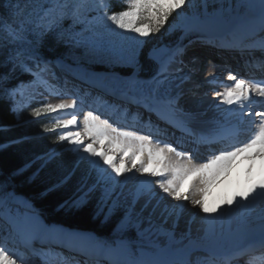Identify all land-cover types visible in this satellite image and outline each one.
Returning a JSON list of instances; mask_svg holds the SVG:
<instances>
[{
	"label": "snow or ice",
	"instance_id": "snow-or-ice-1",
	"mask_svg": "<svg viewBox=\"0 0 264 264\" xmlns=\"http://www.w3.org/2000/svg\"><path fill=\"white\" fill-rule=\"evenodd\" d=\"M44 2L48 3L49 7L42 16L33 19L31 13L24 14L20 0L15 3L5 0L3 6L10 9L11 20L0 15V49L8 48V54L0 61V67H8L9 64L12 67L8 72L0 73V89H3L0 92V100L11 102V110L19 119L20 109L16 103L18 95L22 96L26 89L39 86H43L50 93L53 92V86L46 78L50 72V62L43 61L37 55V49L32 47L33 40H30L29 36L40 39L53 32L58 40H63L71 48L82 49L81 55L84 57L99 58L110 67L119 65L130 69V75L116 77L117 82L124 87L114 94L141 105L149 113H154L165 125L190 137L191 143L195 145L192 150L185 149L180 141L174 144L164 139L168 135L167 127L161 128L159 124L153 123L151 118L142 126H138L136 123L126 124L119 119H111V115L106 116L98 110L84 112V98L74 93L55 91L58 102L39 104L32 109L31 116L39 119L55 115L56 118L43 127V133H55L53 143H66L70 146L66 151H70L78 162H87L88 168L80 185L76 188L73 198L65 201V204L70 208H79L95 198L97 214L103 215L102 222H114L113 239L100 241L88 237L94 241L97 254H109L111 264H191L187 259L170 262L144 259L143 254L137 252L136 240L145 235H163L167 238L166 248L171 249L173 245L183 244L186 237L177 239L174 232L166 230L153 218L156 208L166 198L175 203L166 206L162 216L166 213L178 219L186 207L184 202L187 201L205 214V220L213 221L238 214L241 221L246 222L257 202H264V79L247 80L230 72L227 76L230 84L222 90L213 88L214 99L211 103L218 113V118L213 122L214 127L207 132L195 131L190 127L192 114L186 112L181 105L182 93L172 87L174 80L179 79L182 83L190 78L189 75L175 77L172 71L173 64L183 63L179 59L183 55V48H152L147 55L157 63L158 69L151 79L138 78L141 50L147 38L160 33L165 25L169 24V18L173 17V14L177 18L184 17L187 9L193 5V0H122L123 7L120 11H110V0ZM259 4V25L260 30L264 32V0H259ZM92 12L96 15L88 19ZM66 20L70 21L67 27L64 26ZM77 25L84 27L78 32ZM176 26L173 21L169 24V29ZM84 32L92 35L85 37ZM99 35L114 39L101 42L96 39ZM10 45L14 47L9 48ZM19 45L30 47H16ZM161 52L167 53V56L162 58L159 55ZM17 68L31 75L33 79L9 87L8 81ZM175 71L182 73L183 69L177 68ZM129 93L133 95L129 96ZM112 111L117 109L113 108ZM256 117L259 119H254ZM245 123L252 125L251 135L245 140H240L239 136ZM78 128H82V131L76 130ZM214 145L221 147L213 149ZM201 146L209 148L212 154L206 162L193 163V152ZM57 154L56 150L52 149L44 156L38 157L37 159L42 161L40 168L53 161ZM242 154H248L246 159L249 161L243 185L225 192L217 203L209 207L204 198L205 194ZM150 165L158 167L150 169ZM136 173H139V176ZM190 177L192 179L188 189L182 191L184 182ZM133 178L137 181L136 186L126 191V185ZM71 179V173L64 175L49 191L67 184ZM193 191L198 193V196L191 195ZM6 197L15 198L13 193L0 195V206L5 203ZM142 200L143 204L138 210L137 205ZM150 205L152 212L145 216L144 211ZM260 221L261 231L264 233V205L261 207ZM9 222L13 233L19 236L22 246L33 255H39L42 260L51 261L53 264H69L68 257L53 248V243L67 248L70 252L92 255L87 249L75 248L71 244V241L83 238L81 234L65 230L58 225L45 224L34 210L23 219L9 217ZM130 233L135 235L131 236ZM37 241L48 247L37 249ZM193 244L194 242L189 240L185 247L190 248ZM259 247L264 249V241ZM249 250L240 249L235 253L225 254L219 264H231L233 259ZM256 261L264 264V255L253 256L250 264H255ZM0 264L35 262L26 254L17 256L11 253L4 244L0 245ZM206 264L216 262L209 260Z\"/></svg>",
	"mask_w": 264,
	"mask_h": 264
},
{
	"label": "trees",
	"instance_id": "trees-1",
	"mask_svg": "<svg viewBox=\"0 0 264 264\" xmlns=\"http://www.w3.org/2000/svg\"><path fill=\"white\" fill-rule=\"evenodd\" d=\"M12 2L15 3L16 0H12ZM4 3L5 0H0V15L11 20L10 9L5 8ZM20 3L24 8V14L31 13L33 19L42 16L44 10L49 7V4L44 0H20ZM234 4L236 11L243 14L249 12L241 1L234 0ZM113 8L114 11L121 10L117 4H113ZM179 19L173 14V17L169 18V22ZM64 26H68L67 20L64 22ZM181 35L182 32L171 34L165 37V41L168 45L173 46L180 40ZM29 39L33 40L32 47L37 49V55L42 60L61 57L66 44L63 40H58L53 32L47 33L40 39L33 36H29ZM10 47L14 46L10 45ZM16 47L30 46L19 45ZM150 49L149 47L141 52L142 77H151L157 67V64L148 58L147 53ZM7 54L8 48L0 49V61H3ZM29 63L31 66V62ZM11 67V64L8 67H0V73L8 72ZM32 78L31 75L17 68L12 73L8 86H14L21 81L28 82ZM2 91L3 89H0V92ZM39 104L41 103L34 101L29 109H33ZM31 118L24 121L17 120L11 110V102L0 100V189H2L0 195L5 191L24 195L39 209L37 210L48 223L89 231L101 241L113 239L114 222H102L103 215L97 214L98 209H95L94 200H90L79 208H70L65 204V201L73 198L76 188L80 185L88 168L86 163L75 160L71 152L66 151V145L59 144L61 148L59 154L49 164L40 168L42 161L36 158L50 151L52 145H55V143L53 144L55 138L51 135H44L40 130L37 132L38 127L43 123L42 117L41 120ZM37 169H39L38 173ZM34 173L37 174L33 176ZM69 173L72 174V179L67 184L49 191L52 185L58 183L64 175ZM129 235L134 236L135 234L130 233ZM142 245L141 238L136 240V249Z\"/></svg>",
	"mask_w": 264,
	"mask_h": 264
},
{
	"label": "rangeland",
	"instance_id": "rangeland-1",
	"mask_svg": "<svg viewBox=\"0 0 264 264\" xmlns=\"http://www.w3.org/2000/svg\"><path fill=\"white\" fill-rule=\"evenodd\" d=\"M238 1H241L247 7V9L249 11L247 14H243L242 12L236 11L234 0H193V5L188 8V11L185 13V16L180 18L178 21H175V23L177 24L176 27L169 29V24L173 23V21H170L169 24L165 25V28L162 29L160 33H157L154 36L147 38V40L144 43L142 50L143 49H149V47L155 48L161 44H166V46L170 48V46L165 41V37L170 36L171 34H175V33L177 34L178 32H182V34H183L192 26V24H194L195 21L204 19L205 17L221 19L223 22H225L229 26L230 25L236 26V25H239V23L250 24V23L257 22V24H259V17H260V11L261 10H259V8H255L257 6V2L259 0H238ZM254 2H256L255 7L252 6L253 5L252 3H254ZM113 4L119 5L121 9L123 7L122 0H110V11H114ZM95 15H96L95 12L90 13L88 16V19H92V17ZM67 23L69 24L70 21H67ZM181 25L186 26V27H181ZM83 27L84 26H82V25H77L76 31H78V32L81 31ZM237 29H241L242 31L246 32L241 27H239ZM233 33H235V32H232L231 34H226V35L220 37L221 40L219 38L216 39V37H212V38L209 37L206 40L205 39L204 40H198V41L194 42L193 44L196 43V44L201 45L202 47H199V49L202 51L204 50V48H207L208 50L205 49L204 51H207L208 55L212 54L211 57H212V59H215V60L218 57H221V55L224 56V53L227 50L231 49L229 47H228V49H226L225 48L226 46H224V48L220 47L219 46V44L221 45L220 41H222V43L225 42V43L232 44L234 47L237 46V44L244 42L241 45L242 47H241L239 53L251 50L252 51L251 54L254 55V54H257L260 50H264V32H262L260 29L257 30L256 32H252L251 34H254L255 36L254 37L251 36L250 39H248V36L250 34H247L246 35L247 37H245L242 40H238V38L236 37V34H233ZM83 35L85 37H89L92 34L89 32H84ZM96 39H98L101 42H107L109 39H114V38H110V37L105 36V35H99L96 37ZM238 41H240V42L238 43ZM254 41H256L258 44L255 45ZM246 45H251V47H245ZM175 48L176 47H172L171 49H175ZM186 48L187 47H184L183 50H185ZM220 48H223V49L221 50ZM142 50H141V52H142ZM210 50H213V53ZM81 53H82V49L71 48L68 44H65V48H64V51H63V54L61 55V57H58L54 62L49 63L50 72L46 76L48 81L49 82L53 81L57 85L58 81L61 80V79H59L60 73L56 74L57 69H55V63L59 62L62 64V67H64L67 71V73H63V76H68V74L71 73V74L79 76V77H82V76H87V77H91V78L95 77V78H100L101 80H99V81H104L107 84L108 83L117 84L118 85L117 89H121L124 87L123 84H120L117 82L116 77L121 78L120 76H122V78H123V77L130 75L131 74L130 69L122 68L119 65L114 66V67H110L107 63H102L99 58H87V57H84L83 55H81ZM192 54L193 53L188 50L184 55H182L179 58L180 60L183 61V63L178 64V66L183 69L184 75L191 73L190 75L193 76V78L197 80L196 86H194L188 90L179 91L182 93L181 105L186 112H189L188 104H184V102L186 100L199 99V97L201 98L204 95H206L207 92L213 91V89H210V85L212 83H209V81H212V79L208 76V70L212 65L215 66V62L208 60V62L205 63V58H203L200 55L199 58H197V60H196L197 62H195L198 64L197 67H196V64H194V66L191 67V70H190V68L188 66H190L191 62L189 60H193L197 56V55H192ZM229 55H231V54H229ZM200 62H201V65L199 64ZM227 64L230 65L229 61L227 62ZM157 69H158V67H157ZM157 69H156V71H157ZM172 71L174 72V76H175L176 72L173 70V68H172ZM113 73L116 74L115 77H111L109 75V74H113ZM202 73H203V75H202ZM151 77H142L141 66H140L138 78L142 79V80H148V79H151ZM65 80H67V79L62 78V83ZM72 82H73V84L75 83L79 89H80V87L83 86V85H80V86L78 85V82H79L78 79H76V81L74 80ZM70 84H72V83H70L68 80V82L65 83L64 85L66 87H69ZM52 85L54 86V84H52ZM85 85H87V84H85ZM173 85H174L173 89L178 91V87H175L176 82ZM112 88H114V87H112ZM44 89L45 88L43 86H39L36 88H29V89H26L24 91V94L22 96L18 95L16 97V103L19 105V109H20L19 110V119H17V117L15 116L17 120L24 121V120H29L32 117L31 116L32 109H29V107H30L29 104L36 99L42 100L44 98L43 96H44L45 92H43V93H40V92ZM56 89H59V88H56ZM83 89H84V87H83ZM53 91H55L54 87H53ZM92 91H94V90H92ZM93 94H96V92L94 91ZM132 94L133 93H131V95ZM46 96L50 97V96H52V94H50V95L46 94ZM87 100H90V99H87ZM46 102H58V97L56 96L54 99H48ZM86 111H84V112H86ZM33 118L36 119L35 117H33ZM42 118H39L40 120L41 119L43 120V123H41V125L38 127L37 132H39V130L41 132L43 127L48 125L49 121L52 119H55L56 116L53 115V116H46V117H42ZM78 130L82 131V128H79ZM42 133H43V131H42ZM43 134L44 135H51L55 138V133H43ZM60 145L61 146L66 145V149H68L70 147L66 143L60 144ZM60 145L59 144L52 145L50 151L52 149H55L56 152L59 154V152L61 151ZM208 157L195 158V159H193L192 162L193 163L206 162ZM75 160H77V159L75 158ZM82 163H86V166L88 167L87 162H82ZM36 168H37V166L35 167V169ZM82 171H84V170L82 169ZM191 179L192 178L190 177L188 180H186V183L188 185L191 182ZM132 183L136 185L137 181L135 178L132 179ZM234 189H235V186L232 187V190H234ZM6 193H13V191H5L3 194H6ZM3 194H1V195H3ZM14 196H15V198L6 197L5 203H4L5 205L7 204L6 207L7 206L9 207L10 203H14V201L16 200V195L14 194ZM221 197H222V194H220V193L217 197H214L212 199V206L215 203H217ZM92 200H94V202H95L94 203L95 209H98L97 200L95 198H93ZM167 200L169 201L170 198H168ZM262 205H264V202H261V201L257 202V205L252 210L253 214L247 218L246 222L240 221L241 218L239 217L240 219L238 222L241 223L240 225L243 224L242 226L245 227L244 229H247L245 231L251 232L253 229L249 230L250 228L257 227L258 224H261L260 211H261ZM188 210L189 211L192 210V212L194 211V213H193L194 216L200 215V213L197 210H195V209L193 210V207H190ZM232 216L234 218V217H237L239 215L234 214V215H230L228 217H225L228 219V223L230 222V219H232ZM217 221L219 222L217 227L222 226L221 228H219V229L214 228V230H213L212 228H210L211 226L207 227L206 228L207 230L203 231L202 236L200 238H193L194 240H192V241L195 243L193 245V247L195 246L194 249L196 248L194 250V256H193L194 261H198L201 259L202 264H206V262L209 261L208 259H205V257L207 256V254H206L207 251H213L214 250L215 252H219V255L226 254L227 252H228V254H231L233 252L235 253L236 248L240 243L239 236H241V235L243 236V233L245 231L240 233V235H238V232L236 233V229H235V231L233 230L235 233L233 231H230V233L229 232L227 233V227H226L227 221L224 220V217L218 218ZM224 221H226V222H224ZM249 224H253V225H249ZM247 225H248V227H247ZM208 228H210V230H208ZM215 229H217V230H215ZM255 229H256V231H254V232H262L260 230H257L258 228H255ZM259 229H261V228H259ZM222 230H224V232ZM232 232H233V234H232ZM225 234L226 235L228 234V235L226 236ZM160 237H161V235H158V236L156 235V237H155L156 239H154V238L149 237L148 235H145V236H142L140 238H141L143 244L146 243L145 246H147V247H145V246L144 247L146 248L147 251H153L155 253H158L160 251L159 248L162 246L163 242L167 241V238H165V240H164ZM93 243H94V241H93ZM88 249L92 253L91 256H93V254L96 256L97 252H95L96 251L95 248L88 247ZM142 250H144V248L141 247L138 251V254Z\"/></svg>",
	"mask_w": 264,
	"mask_h": 264
},
{
	"label": "bare ground",
	"instance_id": "bare-ground-1",
	"mask_svg": "<svg viewBox=\"0 0 264 264\" xmlns=\"http://www.w3.org/2000/svg\"><path fill=\"white\" fill-rule=\"evenodd\" d=\"M252 4H253L252 6L255 7L256 2H254ZM255 8H259V10H260L259 1L257 2V6ZM239 27L244 29L246 32L242 31L241 29H237ZM259 29H260V25L257 24V22L250 23V24L239 23V25L232 26V29H231V31H229V33L235 32L234 34H236V37L238 38V40H242L245 37H247L246 36L247 34H250L248 36V39H250L251 36L252 37L255 36L254 34H251V33L256 32ZM226 34H228V32H224L221 34L217 33V34L212 35V37H216V39H217V38H220ZM212 37H210V38H212ZM239 42L240 41H238V43ZM243 43L244 42L239 43V45H240L239 47L238 46L234 47L232 44H229V43H224L223 45L219 44L220 47L224 48V46H226L225 47L226 49H228V47L231 49L227 50L224 53V56L221 55V57H218L217 58L218 60L213 59L215 62V66L212 65L208 70V76L213 81L212 84L210 85V89L219 88L222 90L224 86L231 83L230 81L227 80L228 71H226V65H228L227 64L228 61H229L230 66L232 67L231 70L236 69V72L234 74H237L241 78H245L247 80H252L259 73L264 74V50H260L257 54H254V55L251 54V52H252L251 50L239 53V51L242 47L241 45ZM254 44L257 45L258 43L256 41H254ZM192 47L199 49V47H202V46L195 43V44H192ZM223 48H220V49L222 50ZM205 49H207V48H204V50ZM210 51H212V53H213V50H210ZM229 54H231V55H229ZM192 55H198V53L194 52ZM196 60H197V58H194L193 60H189L191 62L190 66H188L190 68V70H191V67L194 66V64H196V67H197L198 64L195 63V62H197ZM178 64H179V62L172 65V68L174 71L177 68H180L178 66ZM199 64L201 65V62ZM190 74H187L190 76V78L187 80H184L182 83L179 79L174 80V83L176 82L175 87H177V85H178V91L188 90V89L196 86L197 80L194 79L193 76H191ZM109 75L111 77L116 76V74H114V75L109 74ZM202 75H203V73H202ZM183 76H184L183 72L182 73L176 72V74H175V77H181L182 78ZM120 77L122 78V76H120ZM213 78H215V79H213ZM90 80H92V79H90ZM102 82H104V81H102ZM49 84L52 85L55 83L53 81H51V82H49ZM62 84H65V83L63 82ZM108 84L111 85L112 87L118 88V85L115 83H108ZM83 87H84V85L80 88H83ZM172 87H174V85H172ZM43 92L50 93V91H48L46 89L42 90L40 93H43ZM210 92H207V94L201 98L199 97V99H195V100L190 99V100H186L184 102V104H188L189 113H191L193 116V119L191 120L190 126L192 128H195V129L197 128L198 131H203V132L210 131L214 127L213 122L218 118V113L216 112L215 108L212 106V103H211V101L214 99L213 91L211 93ZM80 93H79L80 95H78V96L84 98L85 93L83 91H81ZM93 93H94V91L90 92V94H93ZM52 94H54V91ZM129 94H131V93H129ZM55 97H56V95L54 94V97L52 99H54ZM99 101H101V100L99 99ZM89 105H91V102L89 100H86V102L83 105V111L88 110L89 107H93V106H89ZM257 110H259L258 106H257ZM130 116L131 115L128 116L129 119H130ZM254 119L258 120L259 118L256 117ZM140 126H142V125H140ZM246 126H249V124L245 123L242 127L244 128ZM78 129H76V130H78ZM212 147H213V149H216V148L221 147V145H214ZM205 148L209 149L207 147H205ZM211 154L212 153H209L208 156H210ZM247 155L248 154H242L240 157H237L236 160L233 162V164L228 169H226L225 172L210 186L208 192L205 194V197H204L205 201L209 207L212 206V199L214 197H217L219 195V193L223 195L225 193V191L226 192L232 191L233 186H235V188H236L237 186L243 185L245 178H246L245 169H246L247 164L249 163V161L246 159ZM149 167L151 169V168H155L158 166L157 165H150ZM130 175H132V174H130ZM136 175L139 176V173H136ZM151 179H156V178H151ZM135 186L136 185L132 183V180H130L128 182V184L126 185V191L133 189ZM188 186L189 185L186 182H184L181 190L184 191L185 189H188ZM190 194L198 196V193H196L194 191L191 192ZM167 199L168 198H166L165 201L158 208H156V211L154 213L153 218L157 223L162 224L166 230L174 232L177 239H180L182 236L186 237L183 241V244L173 245L172 248L169 249V248L165 247V245L167 244V241H165V242H163L162 246L159 248L160 251L158 250L159 252L155 253L153 251H147L145 248V247H147V246H145V244H146L145 243L144 244L145 247L143 246L144 250L139 252V254L142 253L143 254L142 258L147 259V260H158L161 262H170V261H180L183 259H187L188 261L191 262V264H202L201 259L198 261H194L193 256H194V250L196 248L194 249L195 246L193 247V245L195 243L190 248H186L185 245H188L189 240H194L193 238H200L202 236L203 231L207 230L206 229L207 227L211 226L210 228H212L214 230V228L219 229L222 226L217 227V225L219 223L217 221V219L214 221L213 220H205L204 219L205 214L200 212L197 206L192 205L191 203H189L187 201L184 202L186 207L183 210V212L180 214L178 219L176 216H174V215L168 216L166 213L162 216L161 213L164 212V208L168 205H171L172 203H175V202L171 201V199L169 201ZM23 201H27L28 203L25 204ZM19 203L21 204L22 207H25V208L24 209L21 208L20 210H18L16 207L17 206L19 207ZM153 203H155V201ZM142 204H143V200L137 205L138 210ZM28 205H30L31 207H29ZM1 207H3V205ZM190 207H193V210L194 209L197 210L200 213V215L194 216L193 215L194 211L192 212V210L191 211L188 210ZM7 209L10 212H8L6 215L4 214V218H2V219L0 218V232L3 233L0 237V245L6 244L7 248L9 249L11 240L12 239L17 240L16 235L13 233L12 226L9 222V217L23 219L25 216L29 215L33 210L36 211L38 214H39V211L37 210L36 207H34L31 204V202L26 197H24L22 195H18L16 197V201H14V203H10V206ZM150 212H152V205H150L149 208L144 211V215L147 216ZM252 214L253 213L251 212L250 216ZM40 217H41V215H40ZM239 217L240 216L233 218V216H232V219H230L229 223H228V219L224 217V220L227 221V225H226L227 233L228 232L230 233V231H233V230L235 231V229H236V233L238 232V235H240V233L247 230V229H244L245 227L242 226L243 224L240 225L241 223L238 222L240 219ZM41 219H42V217H41ZM226 221H224V222H226ZM43 222H44V220H43ZM54 225H57V224H54ZM249 225H253V224H249ZM58 226L62 227L65 230L81 234V236L83 238L71 241V244L75 248L87 249L89 251L88 247H93V248H95V247H94L93 240L88 239V237H94L95 240H99L93 234H91L89 232L71 230V229H67L61 225H58ZM247 227H248V225H247ZM210 228H208V230H210ZM255 228H258L257 230L261 231V229H259V228H261V224H258L257 227L250 228L249 230L253 229L251 232L245 231L243 233V236L242 235L239 236L240 243L237 246L235 252H237L240 249H250L251 245L261 244V242L264 241V233L254 232V231H256ZM217 229H215V230H217ZM222 231L224 232V230H222ZM233 232H232V234H233ZM148 236L156 239L155 238L156 235H148ZM160 238L165 240L166 237L161 235ZM61 243H63V242L61 241ZM258 248H260V247H258ZM60 249H61L63 254L68 253V256H69V251L67 248L60 247ZM97 251L98 250L96 249L95 252H97ZM257 253H258V250H255L254 254H257ZM74 254L83 258L84 260H86L88 262H90L92 258H95V261H99V264H111V256L107 253L96 254L97 257L94 254L91 257L86 256V255L82 254L81 252H74ZM206 254H207V256L205 257V259L215 261L216 264H219L221 257L225 255V254L219 255V252H215L214 250L213 251H207ZM226 254H228V252ZM242 255H244V254H242ZM239 256H241V255H239ZM236 260H239V259H237V258L233 259L231 264H236ZM95 261L93 262V264L96 263ZM249 264H250V262H249ZM255 264H260V262L256 261Z\"/></svg>",
	"mask_w": 264,
	"mask_h": 264
},
{
	"label": "water",
	"instance_id": "water-1",
	"mask_svg": "<svg viewBox=\"0 0 264 264\" xmlns=\"http://www.w3.org/2000/svg\"><path fill=\"white\" fill-rule=\"evenodd\" d=\"M229 28V25L223 22L221 19L205 17L204 19L197 20L192 24V26L182 34L180 41L177 43L176 47H184L194 39L204 36L205 34L212 32L213 30H219ZM158 49L168 48L165 44H161ZM162 58L167 56V53L161 52L159 54Z\"/></svg>",
	"mask_w": 264,
	"mask_h": 264
}]
</instances>
